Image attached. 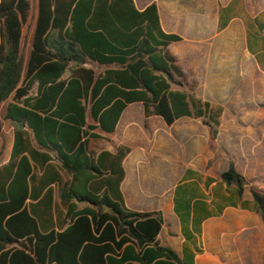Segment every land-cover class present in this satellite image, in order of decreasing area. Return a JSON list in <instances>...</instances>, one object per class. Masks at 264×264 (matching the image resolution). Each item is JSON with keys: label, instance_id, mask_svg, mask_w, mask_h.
Here are the masks:
<instances>
[{"label": "trees", "instance_id": "trees-1", "mask_svg": "<svg viewBox=\"0 0 264 264\" xmlns=\"http://www.w3.org/2000/svg\"><path fill=\"white\" fill-rule=\"evenodd\" d=\"M30 11V0H0V104L11 99L4 118L14 134L0 161V264H188L161 244L160 212L125 205L130 147L91 148L134 102L169 126L201 119L215 148L220 109L195 95L170 51L182 37L163 29L156 2L38 0L25 63ZM222 178L242 193L233 164ZM252 192L264 218V195Z\"/></svg>", "mask_w": 264, "mask_h": 264}, {"label": "crops", "instance_id": "crops-1", "mask_svg": "<svg viewBox=\"0 0 264 264\" xmlns=\"http://www.w3.org/2000/svg\"><path fill=\"white\" fill-rule=\"evenodd\" d=\"M134 1L140 10L156 2L163 29L182 37L169 49L195 95L220 109L216 146L201 119L183 116L169 126L134 102L110 140H92L91 148L130 147L125 205L160 212L158 238L185 262L264 264V218L252 192L264 195V0ZM13 142L12 132L1 164ZM231 164L245 177L242 193L222 178Z\"/></svg>", "mask_w": 264, "mask_h": 264}, {"label": "rangeland", "instance_id": "rangeland-1", "mask_svg": "<svg viewBox=\"0 0 264 264\" xmlns=\"http://www.w3.org/2000/svg\"><path fill=\"white\" fill-rule=\"evenodd\" d=\"M30 3H31L30 16L26 21V23L24 24L23 39L21 44V52L24 57L25 63L27 62L30 55L33 32L36 23L38 0H30ZM10 100L11 99H8L7 101L0 104V161L1 162H3L7 156V152L9 150V144L13 132L12 124L4 118L5 108ZM95 142L94 145L101 148L104 146L103 143L105 141L96 140Z\"/></svg>", "mask_w": 264, "mask_h": 264}]
</instances>
